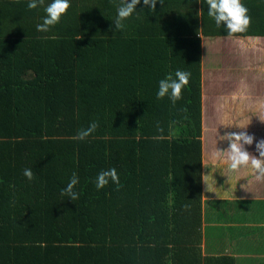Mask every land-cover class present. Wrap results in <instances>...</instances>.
<instances>
[{
    "label": "trees",
    "instance_id": "1",
    "mask_svg": "<svg viewBox=\"0 0 264 264\" xmlns=\"http://www.w3.org/2000/svg\"><path fill=\"white\" fill-rule=\"evenodd\" d=\"M254 1L245 7L263 12ZM9 3L0 0V264H234L199 246L200 35H227L206 0L136 6L117 31L102 6L70 16L71 4L46 32L30 25L35 9L14 27ZM261 19L231 36H264ZM177 70L190 73L181 99H157ZM112 168L119 185L97 190ZM74 173L75 201L62 195Z\"/></svg>",
    "mask_w": 264,
    "mask_h": 264
},
{
    "label": "crops",
    "instance_id": "2",
    "mask_svg": "<svg viewBox=\"0 0 264 264\" xmlns=\"http://www.w3.org/2000/svg\"><path fill=\"white\" fill-rule=\"evenodd\" d=\"M8 1L12 12L17 16L14 18L11 15L13 19L9 24H14L15 27L18 19L25 16L21 11L29 9L27 5L30 0ZM114 1L108 3L107 0H69L73 5L70 7V16L80 11H77V8L95 5L96 8L102 6L104 10L110 12L114 21L117 11H114L112 6L118 10L121 0ZM248 2L249 0H241L244 6ZM254 2L263 7V12L248 8L252 13L248 10L247 15L253 19L251 22L255 23L254 28L257 29L259 27L256 24L260 21L257 18L261 17L263 20L264 17V0ZM50 3L51 0H44L42 5L38 3L35 11L26 13L30 17L32 28H37L39 24L37 9ZM137 6L139 9L144 8L143 0H140ZM35 12L38 16L37 13L34 15ZM103 19L106 20V17ZM200 37H202V118L204 121L206 119L203 129L207 126L208 132L214 133L208 138L206 149L202 142L199 246L203 255H228L234 259V264H264V180H256L251 169L241 168L238 174L228 172L222 151L228 148L229 141L221 139L226 131H246L254 136V141L252 145H245V149L252 155H259L255 145L257 141L264 139V36L248 38L201 34ZM226 50L234 56L231 62L218 60ZM221 80L223 84L218 82ZM222 89L229 95L227 104H214L210 97L205 114L203 101L205 92L210 95L211 92ZM247 93L249 95L245 97ZM216 153L221 155L217 158L214 156ZM206 184L210 191L206 190ZM257 248L260 250L257 251Z\"/></svg>",
    "mask_w": 264,
    "mask_h": 264
},
{
    "label": "clouds",
    "instance_id": "3",
    "mask_svg": "<svg viewBox=\"0 0 264 264\" xmlns=\"http://www.w3.org/2000/svg\"><path fill=\"white\" fill-rule=\"evenodd\" d=\"M38 3L42 5L44 0H30L27 7L29 9H35ZM139 3L140 0H130V2L128 0H121V6L118 8L117 17L114 20L115 31L124 27L123 21L132 15ZM206 3L208 5L209 17L215 20L218 27L223 22L227 29V35L231 36L235 33L244 32L249 27L251 18L247 15L248 9L242 5L241 0H206ZM143 4L150 6L151 11H154L156 8V0H143ZM69 7V0H53L45 8L47 15L43 23L37 25V30L41 32L48 31L50 26L59 22L62 14H65ZM189 76L190 73L177 70L175 72L176 79H173L172 75L169 74L165 79L160 80L157 99L169 96V99L175 104L176 101L181 99L182 88L188 85ZM96 127L97 124L92 123L88 129L79 131L73 139H85ZM239 127L245 128L243 126ZM221 139L229 141L228 148L222 151L228 165V172L238 174L241 168L251 169L256 180H264V139L256 142L255 147L259 154L258 156L250 154L244 147L245 145H252L254 141V136L248 134L246 131L227 132ZM220 155L221 153L214 154L217 158ZM23 175L30 181L34 178L31 169H25ZM109 179L116 185H119L120 179L115 168L101 171L98 174L95 183L97 190L104 188L109 183ZM77 183L78 177L74 173L67 187L62 190V195H67L73 201L77 200L78 193L73 191ZM206 190L210 191L208 185Z\"/></svg>",
    "mask_w": 264,
    "mask_h": 264
},
{
    "label": "rangeland",
    "instance_id": "4",
    "mask_svg": "<svg viewBox=\"0 0 264 264\" xmlns=\"http://www.w3.org/2000/svg\"><path fill=\"white\" fill-rule=\"evenodd\" d=\"M202 39V37H201ZM205 44H206V41H205ZM221 59L222 61H228V62H231L233 59H234V56L231 54V52H228V50H226L225 52H222V54L218 57V60ZM231 60V61H230ZM206 81H207V78H206ZM237 82H239V80H236ZM219 83L223 84V81H218ZM249 94L247 93V95H245V97H247ZM229 95L225 92V90L223 91L222 90H219L218 92L214 91V92H211L210 95H208V93L205 92L204 94V97H203V101H204V104H205V114H206V110L208 109L207 106V103H208V100L210 101V97L211 99L214 101V104H218V105H223V104H227V102L229 101L228 100V97ZM252 108V107H251ZM206 121V119H205ZM220 130L222 129H226L228 130V128H219ZM214 133V131H212L211 133L208 132V127L206 126L204 129H203V132H202V142L204 144V147L206 149L207 147V141H208V138ZM227 133V131L225 132V134ZM234 178V176H233ZM202 199V198H201ZM229 246H231V244H228ZM236 246H238V244H236ZM257 251L260 250V248H257L256 249Z\"/></svg>",
    "mask_w": 264,
    "mask_h": 264
}]
</instances>
